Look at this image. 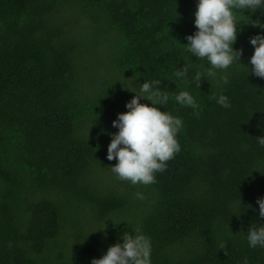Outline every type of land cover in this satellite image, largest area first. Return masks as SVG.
I'll return each instance as SVG.
<instances>
[{"label":"trees","instance_id":"obj_1","mask_svg":"<svg viewBox=\"0 0 264 264\" xmlns=\"http://www.w3.org/2000/svg\"><path fill=\"white\" fill-rule=\"evenodd\" d=\"M195 4L0 0V264H90L131 227L149 237L151 264H264V248L245 239L264 222V78L243 65L225 70L226 84L203 75L205 62L182 44ZM244 11L233 45L241 63L249 36L264 34L248 22L264 21V9ZM135 76L161 78L164 109L183 121L180 151L148 185L116 179L106 157ZM180 89L197 108L175 102ZM220 93L230 107L216 103Z\"/></svg>","mask_w":264,"mask_h":264},{"label":"clouds","instance_id":"obj_2","mask_svg":"<svg viewBox=\"0 0 264 264\" xmlns=\"http://www.w3.org/2000/svg\"><path fill=\"white\" fill-rule=\"evenodd\" d=\"M257 9H264V0H196L192 21L195 30L186 34V42L182 44L191 56L205 62L206 73L203 75L218 84H226L231 73L225 70L230 66L243 65L247 74L251 72L264 78V34L257 32L249 36L253 50L247 63L239 62L242 49L233 47L242 20L238 14ZM252 20L259 22L253 23ZM248 22L264 29V21L249 19ZM187 71L186 67H180L175 70V76L185 79ZM201 76L202 73L196 71L192 77L198 87ZM137 77L123 86L133 95L125 101L126 110L117 112L111 121L116 131L109 133L111 138L107 143L106 157L116 160L110 165L116 179L132 185H148L155 183V173L166 169L167 161L180 151L177 133L182 129L183 121L180 116L164 109L169 101V91L159 86L161 78L138 81ZM141 98L151 103H144ZM172 98L180 106L198 107L188 90H177ZM216 103L230 107L229 97L223 93L216 96ZM158 105L163 106V110ZM88 130L89 127L87 134ZM256 138L257 143L264 147V133L256 135ZM134 195L138 199L144 198L140 191ZM239 202L241 204L240 199ZM256 204L258 216L264 217V195L257 197ZM98 228L102 229H95ZM245 239L249 248H264V222L256 221L248 226ZM220 247H225L223 242ZM90 264H151V241L139 228L133 230L131 227V232L122 231L118 241L109 244L99 257L90 258ZM241 264H248L247 257Z\"/></svg>","mask_w":264,"mask_h":264}]
</instances>
